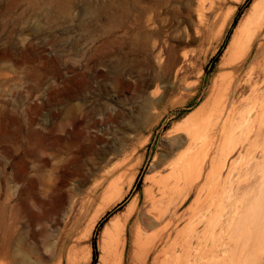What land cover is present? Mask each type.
Segmentation results:
<instances>
[{"label":"rangeland","instance_id":"rangeland-1","mask_svg":"<svg viewBox=\"0 0 264 264\" xmlns=\"http://www.w3.org/2000/svg\"><path fill=\"white\" fill-rule=\"evenodd\" d=\"M252 1L0 0V240L17 225L23 256L0 264H118L120 255L121 264H151L155 229L145 219L149 231L128 258L134 199L141 206L154 177L168 176V147L182 134L173 130L204 102ZM110 182L121 196L105 190ZM100 183L93 207L104 211L88 232L68 230L71 204ZM227 245L216 258H228Z\"/></svg>","mask_w":264,"mask_h":264},{"label":"bare ground","instance_id":"bare-ground-1","mask_svg":"<svg viewBox=\"0 0 264 264\" xmlns=\"http://www.w3.org/2000/svg\"><path fill=\"white\" fill-rule=\"evenodd\" d=\"M224 51L204 102L193 111L185 128L173 130L182 134L173 139L168 147L169 158L173 156L172 160L168 159L167 164H163V169L169 170L168 176L162 174L157 179H150L152 186L144 191L145 198L141 206L139 199H134L136 211L128 227L132 235L128 258L132 255L133 246L137 248V245H141V236L149 231L141 226L145 219L146 227L155 229L153 238L147 239L150 243L147 246H151L148 255L155 252L151 264H156L160 257H163L161 264L264 262V0L252 1L238 20ZM223 68H229L230 72L220 74ZM242 100L245 103L249 101V105L242 106ZM12 168L17 171L18 165L14 164ZM16 176L19 181L18 172ZM114 184L110 182L105 190ZM101 185L93 187L90 199L85 203L71 204L70 217L66 215L69 218L68 223L66 221L68 230L83 225L79 231L88 232L104 211V206L99 207V203L98 208L93 207ZM218 189L224 193V200L217 198ZM121 193L122 190L114 194L118 197ZM192 193H195V198L190 206L185 212L180 211L181 205ZM104 198L99 201L102 203ZM192 206H195L196 213L184 218L185 213L191 214ZM24 212L31 217L29 224L31 222L34 226L35 219L32 217L36 215L26 207ZM183 221L186 223L180 226ZM16 227L15 224L7 226L2 235V258L11 260L20 256L19 249L14 246L21 244L22 240H15L11 233ZM198 227L201 229L198 230ZM188 228H192V232H187ZM215 229L220 231L216 232ZM78 237L74 238L75 242ZM116 242L119 244L120 241ZM110 243L113 245L115 242L110 238ZM227 244H233L228 258H216L217 252L227 249L224 248ZM208 245L210 248H207ZM159 246L162 247L157 249ZM142 249L144 251V245ZM110 251H113L112 248ZM121 257L118 264L122 263ZM117 259H113L114 262Z\"/></svg>","mask_w":264,"mask_h":264},{"label":"trees","instance_id":"trees-1","mask_svg":"<svg viewBox=\"0 0 264 264\" xmlns=\"http://www.w3.org/2000/svg\"><path fill=\"white\" fill-rule=\"evenodd\" d=\"M219 53V51L217 52V54Z\"/></svg>","mask_w":264,"mask_h":264}]
</instances>
